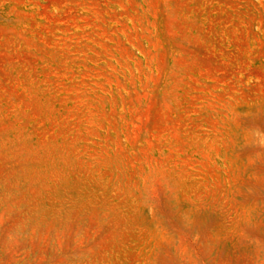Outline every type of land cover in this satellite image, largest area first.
Returning a JSON list of instances; mask_svg holds the SVG:
<instances>
[{
  "label": "rangeland",
  "instance_id": "obj_1",
  "mask_svg": "<svg viewBox=\"0 0 264 264\" xmlns=\"http://www.w3.org/2000/svg\"><path fill=\"white\" fill-rule=\"evenodd\" d=\"M0 264H264V0H0Z\"/></svg>",
  "mask_w": 264,
  "mask_h": 264
}]
</instances>
